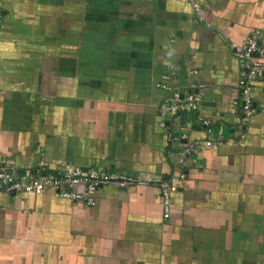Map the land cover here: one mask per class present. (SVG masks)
<instances>
[{"label":"crops","instance_id":"1","mask_svg":"<svg viewBox=\"0 0 264 264\" xmlns=\"http://www.w3.org/2000/svg\"><path fill=\"white\" fill-rule=\"evenodd\" d=\"M197 1L0 0V159L180 175L167 217L148 184L100 186L90 206L2 194L0 264H264V77L242 120L230 50L254 30L264 41V0ZM164 75L201 84L210 126L180 115L186 141L212 139L182 164Z\"/></svg>","mask_w":264,"mask_h":264},{"label":"built area","instance_id":"2","mask_svg":"<svg viewBox=\"0 0 264 264\" xmlns=\"http://www.w3.org/2000/svg\"><path fill=\"white\" fill-rule=\"evenodd\" d=\"M194 11L200 9L197 0H188ZM257 30L248 34L242 46L231 45L233 57L240 61V70L236 80L238 91L237 103L242 120H246L255 108L251 97V88L257 79L264 77V41H259ZM156 86L165 92L161 98L160 115L166 120L163 123L166 140L177 144L170 151L174 154L175 163L182 164L200 145L208 146L212 139L189 142L181 130L180 115L194 118L197 125L210 131L209 122L198 114L199 87L201 84H189L180 90L168 83L164 75ZM168 153L170 154L169 150ZM180 175L171 174L167 178L150 177L142 174L126 173L117 169L94 170L85 169L77 164L61 162L58 167L50 168L44 161L35 166H19L11 158L0 159V195L10 192L39 193L51 189L56 196L80 201L86 206L94 203L96 189L100 186L127 188L136 184H148L156 187V197L162 206V215L167 217L171 194L177 189ZM81 187L75 191L74 187Z\"/></svg>","mask_w":264,"mask_h":264}]
</instances>
